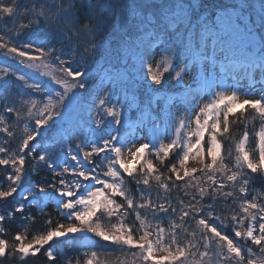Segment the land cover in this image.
<instances>
[{"label":"snow or ice","instance_id":"1","mask_svg":"<svg viewBox=\"0 0 264 264\" xmlns=\"http://www.w3.org/2000/svg\"><path fill=\"white\" fill-rule=\"evenodd\" d=\"M0 24V54L55 72L47 86L23 73L20 85L0 82V132L26 133L15 151L0 146V236L6 221L27 229L43 216L48 225L27 244L26 231L0 238V264H101L93 241L141 264H264V0H0ZM170 82L188 90L186 107L162 109L148 94ZM249 85L257 98L241 91ZM248 109L259 122L251 150ZM241 121L233 153L225 143ZM170 128L175 138L164 143ZM133 134L143 141L134 150ZM174 149L162 179L145 153L164 165ZM197 157L201 169L185 168ZM40 173L49 178L33 182ZM153 181L191 197L173 204L153 195ZM229 202L238 212H217ZM98 210L116 221L103 225ZM54 239L88 251L62 254Z\"/></svg>","mask_w":264,"mask_h":264},{"label":"trees","instance_id":"2","mask_svg":"<svg viewBox=\"0 0 264 264\" xmlns=\"http://www.w3.org/2000/svg\"><path fill=\"white\" fill-rule=\"evenodd\" d=\"M2 28V24H0V32L4 31L1 29ZM16 76L15 75H10L8 76L6 79L7 80H11L13 81L15 84L17 83L16 81ZM23 82H18L17 85L22 84ZM168 87H164L161 91L158 92H152L151 90H149L150 94L152 96H156L158 94L162 93H166L167 91H165ZM173 92H179V91H173ZM38 98L37 94L35 96H33L34 98ZM38 103V101H37ZM158 103L160 104L161 108L163 107L164 101L159 100ZM39 106V105H38ZM253 115H248V111L245 112L244 114V119L247 120L248 123V130L250 132V141L249 144L247 145V147L251 150L252 148H254L255 146V140L254 137L252 135V131L253 128L255 127L256 130H258L259 128V122L258 120H253ZM236 116H239V113L236 114ZM235 119V117H231L230 120ZM243 129V121H241L240 124H233L232 125V140L231 141H227L225 143V147L228 148L229 150L233 151L235 150V143L239 138L240 132ZM15 132V135L13 137H8L6 133L0 132V146H4L6 148H11L13 151H15V148L17 147V145L20 142V137L22 135H25L26 133L23 131V127L20 128H16L15 126H13L12 129ZM45 135H47V133H45ZM5 140L8 141H14V143H5ZM36 148H40L41 145L40 144H36L35 145ZM176 155V150H173V153L170 154L169 157L165 158V163L164 165H161L160 161L158 159H154L152 156V160L153 163L156 165V167L159 169V171L164 173V176L162 177V179H166L167 177V172H166V167L168 166V164H170V162L174 159ZM63 161H61L62 163ZM3 167V166H0ZM140 171H143L142 169H139V166L134 170L133 175L136 176L139 174ZM197 177L200 176V172L197 171L195 174ZM48 174L47 173H40L37 176H35L33 178V182L35 181H40V182H45L48 179ZM3 181V174L0 173V182ZM199 182V181H198ZM153 187H152V193L153 195H155L157 192L166 195L170 198L171 202L173 204L178 203L180 200H184L185 203H187L191 197L192 194V189L189 188L187 190V195H185L184 189L183 187L181 188H177L175 185H172L171 183H169V189L167 191H165L164 189L160 188L159 185H156L155 182L153 181ZM128 186L130 189H132L133 194L135 195V189L133 188L131 182H128ZM207 186V185H205ZM256 189L257 191H264V189H261V186L259 184L256 185ZM12 199V198H9ZM17 200L19 199V197L16 198ZM121 198H117V201L120 202ZM15 202V201H14ZM3 202L0 201V204H2ZM221 209H223L224 211L221 213L222 215H232L233 212H238L239 209V204H232V203H226V204H218L217 205V212L220 213ZM0 211H8V209H3L0 208ZM49 211L51 212V216L53 221H57L60 220L62 221V218L58 217L56 215V213L52 210L49 209ZM19 215V214H17ZM97 216L100 217V222L107 226L110 223H113L116 221V217L113 216L111 218L107 217L106 215L103 214L102 210H98L97 212ZM150 218V217H149ZM134 218L129 215L127 219L124 220V223L127 225L131 220H133ZM45 217L43 216H38L37 219L35 220V222H30L28 223V227L27 229H24L22 227V225L19 223V221H16L15 223H13L12 221H6V224L8 226V231L5 235L0 236V238L3 239H8L9 241L12 240V237L17 233V232H22V231H26L27 235H28V239L27 240H31V237L36 234V233H40L43 232L44 230L47 229L48 225L45 224ZM193 225L195 224V222H192ZM178 239L180 241L184 240V236L183 234H181ZM53 244L56 245V247L61 251V253L63 254L64 252H70L72 255L75 256H79L82 252H86L88 251V247L83 245L82 242L78 245V251L77 250H73V249H66L64 245L58 243L55 241L52 242ZM106 242L100 241L99 244L95 241L94 250L98 251V259L101 262V264H117V261L120 262V264H141V262L139 261V259H134V257L131 255V252H126L124 254H121L118 251H109L108 253H104L101 249H100V245L105 244ZM112 248H114L115 246H111ZM255 250V249H254ZM135 251V250H133ZM38 264H44V260L41 259Z\"/></svg>","mask_w":264,"mask_h":264},{"label":"rangeland","instance_id":"3","mask_svg":"<svg viewBox=\"0 0 264 264\" xmlns=\"http://www.w3.org/2000/svg\"><path fill=\"white\" fill-rule=\"evenodd\" d=\"M1 29L5 30L3 25H2ZM17 30H19V29H17ZM157 61L159 62V58H157ZM153 70L154 71L157 70V65L153 66ZM45 72H48L49 74L45 75L44 74ZM21 73H23L26 76V78L28 79V81L30 83L33 81H36V82H40L42 85H45V86H47L48 81L51 80V75L55 74L53 69L27 68V67L21 66V65L17 64L14 60H11V59L3 56L2 54H0V82H2L3 80H7L6 78L10 75H15L17 77L16 81L18 83V82H20L18 77ZM173 76H174V74H173ZM185 82L191 83L192 81L188 80ZM225 83H227V81ZM56 87H59V86H56ZM162 87L163 88L168 87L165 90V91H167L166 93L161 92L160 94L156 95V96H159L161 98L160 100L164 101L162 109H167L168 103L170 101L172 103H174L179 108H184L187 106L188 100L190 99V96L188 95V90H186L182 87H178L172 82H170L169 85L167 83H165ZM173 91H179V92H173ZM241 91L242 92H250L251 98H253V99L257 98V96H258V91L253 90L251 85H249L248 88H242ZM148 94H150V92ZM228 94H230V93H228ZM37 96H38V98L35 97L34 99H36L38 101V105H39V94H37ZM199 97H200V99L197 101V104L200 107H203V105L208 102L209 94L206 91L202 90L199 92ZM246 98H248L247 95H242L239 97L238 102H242ZM173 111H175V109H173ZM247 111H248L249 116L254 114V113H252L251 109H248ZM181 115H184V113L181 112ZM144 131L147 134L148 138L151 139L152 133L149 132L147 129H145ZM160 138L163 139L164 143H168L169 138L174 139L175 137H174V133H173L172 129L170 128L168 130V138H164L163 133H161ZM133 139H135V143L130 144L129 147L134 150L143 141L140 140L136 134H133L132 136L126 137V141L127 140H133ZM246 147H247V145H246ZM145 156L147 159H152V156L148 155L147 152L145 153ZM123 158L125 159L126 162H129V163L132 162L130 157H129L128 152L124 153ZM143 162H144L143 160H140L135 165L134 170L139 166L140 163H143ZM69 163H71V161H69ZM202 167H203V165L200 163L199 157H197L195 159H190L185 164V168H187L189 171H191L193 168L201 169ZM24 242L27 244V243H30L31 240H25ZM82 244L85 245L83 242H82ZM94 244H95V241H93V244L91 245L92 248L94 247ZM85 246H87V245H85Z\"/></svg>","mask_w":264,"mask_h":264}]
</instances>
